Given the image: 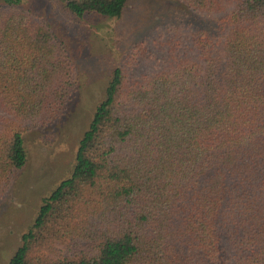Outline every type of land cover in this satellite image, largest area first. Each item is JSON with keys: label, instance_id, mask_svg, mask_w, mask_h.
<instances>
[{"label": "trees", "instance_id": "trees-1", "mask_svg": "<svg viewBox=\"0 0 264 264\" xmlns=\"http://www.w3.org/2000/svg\"><path fill=\"white\" fill-rule=\"evenodd\" d=\"M25 1L0 0V196L27 166L25 129L74 91L64 43ZM129 1L61 0L79 19ZM181 2L206 28L162 69L134 73L140 46L115 69L9 264H264V0Z\"/></svg>", "mask_w": 264, "mask_h": 264}, {"label": "rangeland", "instance_id": "rangeland-1", "mask_svg": "<svg viewBox=\"0 0 264 264\" xmlns=\"http://www.w3.org/2000/svg\"><path fill=\"white\" fill-rule=\"evenodd\" d=\"M24 6L64 43L74 70V91L57 121L23 133L27 166L0 196V264H9L43 200L71 176L79 142L105 99L115 69L133 57L137 46L143 49L134 66L137 76L162 69L169 49L180 41L187 45L185 40L207 24L205 16L181 0H130L120 18L92 14L79 19L61 0H26ZM1 126L20 124L8 118Z\"/></svg>", "mask_w": 264, "mask_h": 264}]
</instances>
